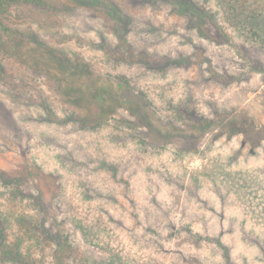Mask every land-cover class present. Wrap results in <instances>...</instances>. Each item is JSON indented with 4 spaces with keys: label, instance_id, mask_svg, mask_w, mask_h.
<instances>
[{
    "label": "trees",
    "instance_id": "16d2710c",
    "mask_svg": "<svg viewBox=\"0 0 264 264\" xmlns=\"http://www.w3.org/2000/svg\"><path fill=\"white\" fill-rule=\"evenodd\" d=\"M145 7L156 11L163 9L185 18V27L198 29L215 43H228L241 57H248L251 50L264 51V0H0V53L13 56L21 64H30L29 58L33 64L44 60V67L53 64L50 66L54 72L52 86L59 90L75 129L86 134V138L76 139L77 152L88 154L96 163L92 170L103 174V182L113 181L122 186L118 195L113 183L112 188H101L85 180L84 171L75 169L78 164L76 151L72 165H68V157L63 151H56V161H53L57 167L43 176L44 169L30 163L35 160L34 156L32 160L29 157L21 159L26 155L25 146L21 147L18 167L0 171V184L8 188L9 197L25 196L19 186L23 179L25 182L43 179L50 186L39 187L37 194L26 195L31 199L34 214L15 208L0 209L3 215L0 220V264H41L45 256L50 258L51 264H64L70 253L84 254V247L95 249L116 264H168L170 260H166L167 251L163 249L165 242L176 238L184 241L183 236L207 249V253L202 254L200 248L187 247L183 254L203 258L207 260L206 264H264V156H261L264 155V126L255 127L247 122V118L241 120L230 116L229 111L215 112L213 102L201 103L206 98L192 92L187 84H183L185 89L179 95L174 89L167 93L165 78L169 74L175 76L170 66H182L185 56L174 61L167 53L155 55L142 41L139 48H134L131 29L159 33L153 25H140L138 17L130 13V9L138 11ZM79 9L103 23L102 28L96 30L98 40L86 37L87 46L102 52L101 62L121 64L131 71V75L117 74L114 78L118 79L120 89H129L130 94L138 98L139 107L144 105L152 112H167L178 119L196 122L203 131L217 130L205 148L206 155L214 148V143L227 134L226 140L235 136L242 139L240 146L235 148L236 152L247 147L248 156L259 160L263 157L262 162L256 160L251 166L241 165L239 171H231L225 164L231 163L233 156L222 162L211 156L215 169L210 165L206 170L215 186H208V193L195 196L198 183L188 186L186 172L177 163V153L165 156V145L136 129L138 120L131 121L113 114L118 96L111 84L105 83L102 87L94 84L88 92L86 88L89 86L84 85L89 80L85 70L91 62L86 56L77 52L70 56L64 50L48 46L26 22V19L43 20L39 22L44 24L50 36L63 39L65 43L71 40L85 44V37L78 30L66 31V25L73 21L72 17ZM31 11L42 14L35 17ZM109 36L115 37V44L107 42ZM29 45L34 49L28 51ZM194 56L198 58L197 54ZM252 68L264 70L261 63H252ZM226 74L221 72L220 79L228 78ZM141 76L149 77L141 82ZM158 76L160 80H157ZM211 76L219 75L211 70ZM98 78L102 80V77ZM101 90L106 91L105 99L98 98ZM87 101L92 103L88 104L90 107L85 106ZM126 124L133 127L132 131L120 129ZM49 144L43 143L50 150ZM90 145L93 146L91 149ZM260 146L262 151L258 150ZM141 170L145 171V181H149V201L167 213L165 230L157 229L140 217L131 178ZM25 171H31L32 175L24 178ZM67 174L75 177L74 185L68 189ZM221 176L231 180L227 183L220 179ZM58 179L61 186L55 183ZM163 186L168 200L162 195L158 197ZM223 188L227 190L221 191ZM182 190L195 214L189 219L180 213L174 221L173 203ZM48 191L49 200L44 202L42 193ZM49 208L58 214L49 212ZM123 211L131 217L129 220L125 217L129 223L123 219ZM11 212L17 224L13 223ZM62 212L65 216L61 215ZM48 216L53 218L52 232L44 225ZM239 256L243 260H239Z\"/></svg>",
    "mask_w": 264,
    "mask_h": 264
},
{
    "label": "rangeland",
    "instance_id": "374dc122",
    "mask_svg": "<svg viewBox=\"0 0 264 264\" xmlns=\"http://www.w3.org/2000/svg\"><path fill=\"white\" fill-rule=\"evenodd\" d=\"M27 8L31 9L32 7L27 6ZM16 12L17 10L14 11V13ZM38 12L31 11L30 14L35 17L42 14ZM130 13L133 17H138L140 25H153L159 32L155 34L148 29L140 32L137 28L131 29L130 39L135 49L140 47L142 41L145 42L148 50L155 55L167 53V55L174 58V61L180 56H185L184 61L181 62L182 66L174 64L170 66L173 67V73L177 77L169 74L165 78L167 93H171L174 89L179 95L185 89L183 84H187L192 92L206 98L205 101L201 100V103L212 101L215 112L220 114L229 111L231 112L230 116L241 120L247 118L249 120L247 122L255 125V127L264 126V70L252 68V63H261L264 66V51L251 50L248 57H241L228 43L210 41L209 37L198 29L185 27V18L170 14L163 9L156 11L153 8L145 7L138 11L130 9ZM43 15L46 16V13ZM21 18L23 20V17ZM57 18H59V15H57ZM72 18L73 21L66 25V31L78 30L85 37V44L71 40L65 43L63 39L50 36L48 30L44 28V24L39 22L43 20L34 19L30 21L26 19V22L48 46L52 45L61 51L64 50L70 56H73V52L86 56V60L91 62V65L85 70L89 80L84 85L85 87L89 86L86 88L88 92H91L90 88L94 84H97L98 87H102L105 83L111 84L116 91L114 94L118 96L115 101L118 104L115 107L113 105L115 108L113 114L124 116L131 121L138 120L135 125L136 129L144 131L148 137L165 145V156L171 157L172 152L177 153V163L181 165V168H179L186 172L188 186L198 183L197 190L194 191L195 196L204 195L209 191L208 186H215L213 179L207 175L206 170L208 166L213 165L210 161L211 156L221 162L225 161V158L228 159V157L233 156L231 163L225 164L231 168V171H239L241 165L251 166L256 163V160L262 162L263 157H260L259 160L248 156L247 147L236 152L235 148L240 146L242 139H240V136H235L231 140H226L227 134L221 136L214 143V148L206 155L205 148L217 130L203 131L196 122L178 119L167 114V112H152L150 108L144 105L139 107L141 103L138 98L131 95L129 89H120L118 79L114 78L117 74L131 75V71L121 64L115 65L109 61L104 62V60L101 62L102 52L97 48H88L87 46L89 41L86 40V37L98 40L99 36L96 30L102 28L103 23L80 9L76 10ZM10 23L13 24L12 21ZM52 30L56 32V27H53ZM55 36H58V34L56 33ZM114 40H116L114 36H109L107 42L115 44ZM31 48L34 49L29 45L28 51ZM194 54H197L198 58ZM202 57L203 60H201ZM196 60L199 62H196ZM29 63L31 65L21 64L13 56L0 53V146L4 149L0 151V171H11L18 167L17 163L21 156L20 148L23 146H25L26 155L21 159L29 157L32 160V156H34L35 160L30 163L34 162L33 166L43 168V176H46V173L51 171L53 167H57V164L54 163L56 161L54 159L56 151L61 150L65 153L68 157V165L73 164L71 160L76 151V157L78 158L76 171H84V179L94 182L98 187L112 188L114 184L118 195H120L119 188L122 186L113 181L111 183L103 182V174L92 170L96 163L90 159L88 154L77 152L74 143L76 139L86 138V134L75 129L73 121L68 118L65 111V103L60 99L59 90L56 89V86H52L54 72L50 66L53 64H47L48 67H44V60L33 64V60L30 58ZM211 70L217 71L219 76H211ZM221 72H226L228 78L220 79ZM98 77H102V80H99ZM148 77L142 78L141 76L140 81L142 82ZM160 79L161 77L158 76L157 80ZM185 79H189L190 82H184ZM94 90L97 92L95 88ZM105 92V90L99 91L98 98L105 99ZM120 103L123 106H118ZM88 104L92 103L87 101L85 106L90 107ZM137 111H140V113ZM5 112H7V115ZM132 128L126 124V126L121 125L120 129L132 131ZM43 143H50V150ZM92 147L90 145L89 148ZM262 149V146L258 148L259 151H262ZM172 165L177 167L175 163H172ZM212 167L215 169L214 165ZM219 173L222 172L219 171ZM144 174L145 171L141 170L138 175L131 178V185H134L136 191L134 198L137 205L139 204V211H141L140 217L144 222L153 225L157 229L165 230L167 229L165 225L167 213L149 201L147 191L149 181H145ZM23 175L25 178L32 175V173L31 171H25ZM220 179H224L227 183L231 180V178L225 176H221ZM74 180V176L66 175L67 189L74 185ZM201 182L203 184L200 185ZM55 183L62 185L59 179ZM19 186L25 196L12 198L9 197L8 188L5 189L0 184V209L15 208L29 215L34 214L30 203L31 199L26 195L37 194L39 187H49L50 185L45 183L43 179H36V181L29 179L27 182L23 179L19 182ZM224 186L226 185L224 184ZM211 190L215 191L217 189L212 188ZM223 190H227V188H223L221 191ZM165 191L166 188L163 186L158 193V197L162 195L164 199L168 200L169 196L164 194ZM49 192L42 193L44 202L49 200ZM177 196L176 199L173 197L175 199L173 203L174 214L172 213L174 221L176 217L180 216V213H184L189 219L192 218L195 209L190 203L186 202L183 190ZM122 200L127 206L130 205L125 198L122 197ZM207 204H209L208 201ZM55 208L57 207L55 206ZM49 212L57 213L53 208H49ZM12 214L13 223L17 224L14 213L11 212ZM117 214L121 215L122 213L118 212ZM61 215L65 216L63 212ZM2 216L0 213V220H3ZM122 217L129 223L128 220L131 217L128 212L123 211ZM52 222L53 218L46 217L44 225L50 232L54 230ZM213 222L216 223L215 219ZM213 226L216 227L215 224ZM5 227L9 229L7 224ZM183 238L184 241L181 238H176L165 242L163 249L164 252L167 251L165 258L167 261L170 260L168 264L171 262H174V264H206L207 260L203 258L200 260L183 254L184 249H188L187 247L200 248V253L206 254L207 249L204 245L201 244L199 247L192 240H187L185 236ZM178 242L181 243L180 246L177 245ZM239 260H243L241 256H239ZM42 261L41 264H51L49 257L45 256ZM6 264L11 263L7 262ZM64 264L116 263L95 249L84 247V254L70 253L64 259Z\"/></svg>",
    "mask_w": 264,
    "mask_h": 264
}]
</instances>
